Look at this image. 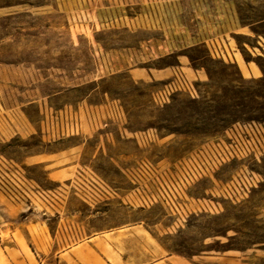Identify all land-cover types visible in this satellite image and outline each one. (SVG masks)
<instances>
[{
  "label": "rangeland",
  "instance_id": "rangeland-1",
  "mask_svg": "<svg viewBox=\"0 0 264 264\" xmlns=\"http://www.w3.org/2000/svg\"><path fill=\"white\" fill-rule=\"evenodd\" d=\"M179 60L187 70H178ZM150 70H166L168 76L153 80L145 76ZM174 72L182 74L191 95L174 92L159 107L152 96L172 82ZM0 88L2 102L10 108L0 110V125L19 128V136L0 152L41 187L74 190L70 182L47 181V169L20 165L33 153L61 149V143L43 140L39 111L78 103L91 111L114 102L124 111L127 136L155 130L158 140L149 144L145 156L154 168L162 160L168 169L194 151L230 143L238 126L264 125V0H0ZM55 93L60 96L48 97ZM29 102L33 104L27 107ZM9 111L19 114L18 123ZM109 129L120 140L116 127ZM83 131L75 142L92 144L93 136L86 127ZM128 143L134 166L142 153ZM243 164L262 177L246 197L223 198L224 184L230 187L240 179L235 172ZM72 165L64 160L51 170ZM91 172L94 186L110 191ZM212 178L187 192L193 198L187 201L188 211L210 207L186 213L178 223L167 205L141 207L134 196L115 191L110 214L116 225L101 230L103 236L118 231L98 246L118 260L128 256L131 264H264V156L258 162L231 160L218 166ZM89 188L84 186L81 200L92 199ZM32 203L43 206L37 199ZM43 231L41 247L47 254L54 244ZM16 242L27 259L25 243L21 238ZM0 254V264H6ZM61 257L70 260L67 254Z\"/></svg>",
  "mask_w": 264,
  "mask_h": 264
},
{
  "label": "crops",
  "instance_id": "crops-1",
  "mask_svg": "<svg viewBox=\"0 0 264 264\" xmlns=\"http://www.w3.org/2000/svg\"><path fill=\"white\" fill-rule=\"evenodd\" d=\"M178 64V70H187L183 61L179 60ZM145 76L161 81L168 75L166 70L155 72L150 70V72H146ZM0 92H2V88H0ZM0 94L2 95V93ZM57 96H60V93L48 97L55 98ZM1 98L3 99V96ZM30 104L32 105L33 102L25 105L29 107ZM64 107L79 112L82 119L80 135L84 134L83 130L86 127L95 141L92 144H86V142H75L77 136L64 138L58 141L61 143L59 151L33 153L24 158L20 165L27 168L39 166L47 169V181L57 185L70 182L74 190L68 192L62 186H57L56 189L41 187L37 182L17 170L19 164L0 152V181L19 199V203L12 204L0 187V251L7 262L6 264H31L28 258L23 257L17 245L16 239L21 238L28 247L34 264H131L128 256L124 255L118 260L112 253L105 250L104 245L98 246L101 240L102 243H105L103 238L115 235L118 231L109 230L106 232L107 235L103 236L101 230L105 226L115 227L116 225L115 216L110 214L112 208L115 207V201L110 199L108 190L105 189L107 193L103 195L102 203L96 200L93 195L91 200H81L82 191H85L84 186L90 185L89 189L94 192L95 181L90 174L91 171L106 181L109 189L118 190L123 193L125 198H128L129 186L120 170L132 166L134 155L131 146L125 139H110L111 135L116 137L115 130L107 129L95 132L88 127L84 122L83 111L87 108L83 107V103H78L76 107L64 105L62 108ZM9 109L3 102H0L1 111ZM39 112L42 113L43 110L40 109ZM8 116L15 122H19L20 117L16 111L8 113ZM18 130V125H0V149L7 147L8 143L19 136ZM262 156H264V152L259 150L248 157L234 160L250 159L258 162ZM64 160L73 164L66 167L74 168V171L68 174L75 176V179L81 181L84 186L77 183L73 177L63 182H56L50 178L52 172L59 171L51 169L58 162ZM230 161H227L223 166ZM235 173V177H239L242 182L245 179L262 177L245 164L240 166ZM260 179L262 180V178ZM224 186H229V184H224ZM206 192L213 194L210 189ZM34 199L39 200L43 206H39V209L34 206L32 203ZM10 205L16 210L15 213L10 209ZM101 206L107 208V211L101 213L100 209L103 208ZM102 215L106 216L101 218ZM52 225L54 226L52 227ZM43 228L47 229V235L54 244L47 248V254L41 247V241L46 236ZM125 230L126 227L119 229V231ZM136 234H141V231L137 230ZM103 253L107 256H104ZM64 254H67L70 260L63 259L61 256ZM169 259L171 257L166 258V260Z\"/></svg>",
  "mask_w": 264,
  "mask_h": 264
},
{
  "label": "built area",
  "instance_id": "built-area-1",
  "mask_svg": "<svg viewBox=\"0 0 264 264\" xmlns=\"http://www.w3.org/2000/svg\"><path fill=\"white\" fill-rule=\"evenodd\" d=\"M188 89L182 74L174 72L172 82L154 93L152 100L155 105L162 107L168 102L171 94L181 90L188 91ZM188 93L191 95L189 91ZM42 114L43 121L40 131L43 140L48 143H55L64 138L78 136L81 133L82 119L77 110L67 107L58 110L49 108L44 110ZM83 116L85 124L95 132L116 127L120 139L135 144L142 153L139 160H135L134 166L120 170L129 186L127 196L130 198L134 196L141 207L148 203L167 205L170 215H177V223L183 220L186 213L195 214L210 207L209 204H202L197 205V209L188 211L191 203L187 201L188 199L193 201V198H187V192L202 180H213V173L218 166H222L229 160L248 157L259 150L264 152V125L253 123L247 126H238L234 139L230 143L222 142L213 150L208 147L194 151L186 158L174 162L168 169H164V166L160 165L162 160H159L154 168L145 155L149 144L158 140L155 130H147L127 136L124 111L114 102L108 106H95L91 111L85 110ZM111 138L113 140L115 136L111 135ZM258 182L259 180L255 177L245 182L239 179L232 186H227L220 195L228 199H242L247 196L250 188ZM70 186L73 187L71 184ZM0 187L11 203H19L15 193L3 186L1 181ZM109 190V197L114 199V196L117 195L116 190L111 188ZM106 193L104 189L94 187L93 196L96 200Z\"/></svg>",
  "mask_w": 264,
  "mask_h": 264
},
{
  "label": "bare ground",
  "instance_id": "bare-ground-1",
  "mask_svg": "<svg viewBox=\"0 0 264 264\" xmlns=\"http://www.w3.org/2000/svg\"><path fill=\"white\" fill-rule=\"evenodd\" d=\"M134 76H142L140 74H138L137 72L134 71ZM74 171V168L73 167H69V168H65V169H62V170H59V171H55V172H52L50 174V178L53 180V181H56V182H63L67 179H69L70 177H72V175L68 174L69 172H73ZM35 203V202H34ZM36 204V203H35ZM23 246V249L27 255V258L29 259V261L31 262V264H34V260H33V257L28 249V247L25 245V244H22ZM0 257H1V254H0Z\"/></svg>",
  "mask_w": 264,
  "mask_h": 264
},
{
  "label": "flooded vegetation",
  "instance_id": "flooded-vegetation-1",
  "mask_svg": "<svg viewBox=\"0 0 264 264\" xmlns=\"http://www.w3.org/2000/svg\"><path fill=\"white\" fill-rule=\"evenodd\" d=\"M1 96H2V95L0 94V102L2 103V100H3V99L1 98Z\"/></svg>",
  "mask_w": 264,
  "mask_h": 264
}]
</instances>
